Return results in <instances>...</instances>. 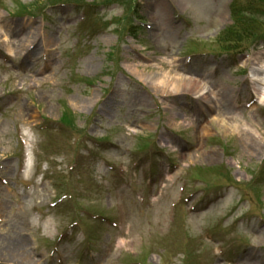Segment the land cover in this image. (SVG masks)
I'll use <instances>...</instances> for the list:
<instances>
[{
	"label": "rangeland",
	"instance_id": "rangeland-1",
	"mask_svg": "<svg viewBox=\"0 0 264 264\" xmlns=\"http://www.w3.org/2000/svg\"><path fill=\"white\" fill-rule=\"evenodd\" d=\"M45 1L0 0V264H264V46L220 44L232 0Z\"/></svg>",
	"mask_w": 264,
	"mask_h": 264
},
{
	"label": "trees",
	"instance_id": "trees-1",
	"mask_svg": "<svg viewBox=\"0 0 264 264\" xmlns=\"http://www.w3.org/2000/svg\"><path fill=\"white\" fill-rule=\"evenodd\" d=\"M56 1L62 2L63 0ZM76 1L78 2L79 0ZM102 1L111 2V0ZM231 13L234 23L230 28L223 31L219 38L220 44L227 43V45H234L238 48L240 47L239 44L245 40H247V43L253 40L252 44L264 40V35H262V29H264V0H248L246 4L240 3L239 0H234ZM226 49L233 52L230 50L231 47ZM61 125L70 129L75 127L74 117L71 113L65 112L63 114Z\"/></svg>",
	"mask_w": 264,
	"mask_h": 264
},
{
	"label": "bare ground",
	"instance_id": "bare-ground-1",
	"mask_svg": "<svg viewBox=\"0 0 264 264\" xmlns=\"http://www.w3.org/2000/svg\"><path fill=\"white\" fill-rule=\"evenodd\" d=\"M252 78L254 81L259 82L262 85V88L258 89V100L264 104V59L261 57H257L253 60L252 66ZM166 77L162 76V79L158 81V86L163 85V89H165V85H167ZM172 90L175 92H180V87L183 85L186 89H197L199 84L192 80H184V81H174L172 84ZM7 254L4 257L9 260L13 264H29L33 261V257L30 253L26 250L25 246L22 242L20 244H16L10 250L6 252Z\"/></svg>",
	"mask_w": 264,
	"mask_h": 264
}]
</instances>
